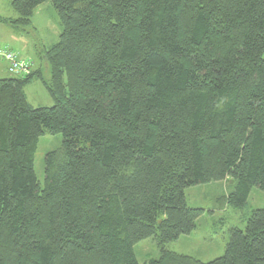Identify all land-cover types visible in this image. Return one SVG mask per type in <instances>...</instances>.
Instances as JSON below:
<instances>
[{
	"label": "trees",
	"instance_id": "trees-1",
	"mask_svg": "<svg viewBox=\"0 0 264 264\" xmlns=\"http://www.w3.org/2000/svg\"><path fill=\"white\" fill-rule=\"evenodd\" d=\"M52 2L50 77L0 78V264H264V206L204 262L166 248L196 229L185 189L264 191V0H12L16 28ZM1 49V48H0ZM5 50V49H4ZM9 71V62L4 59ZM39 80L54 100L33 107ZM62 134L35 172L39 138Z\"/></svg>",
	"mask_w": 264,
	"mask_h": 264
},
{
	"label": "rangeland",
	"instance_id": "rangeland-1",
	"mask_svg": "<svg viewBox=\"0 0 264 264\" xmlns=\"http://www.w3.org/2000/svg\"><path fill=\"white\" fill-rule=\"evenodd\" d=\"M12 0H0V17H18L11 5ZM61 27L52 2L39 5L33 14L32 23L25 28H16L0 21V48L13 50L42 65L44 76L50 77V68L44 60V53L59 40ZM4 61L3 59L0 61ZM4 63H6L4 61ZM7 77H15L8 71ZM29 103L33 107L52 106L54 100L39 80H33L25 88ZM62 134H45L39 138L35 157V172L41 185L45 180L44 159L47 153L61 148ZM234 188L230 179L199 184L185 189L187 203L193 208H202L203 214L197 219L196 229L169 242L166 248L179 254L189 255L208 262L222 256L233 228L244 229L254 209L264 206V191L253 187L243 207H233L226 202ZM139 264L160 255L153 237L139 241L135 247Z\"/></svg>",
	"mask_w": 264,
	"mask_h": 264
},
{
	"label": "built area",
	"instance_id": "built-area-1",
	"mask_svg": "<svg viewBox=\"0 0 264 264\" xmlns=\"http://www.w3.org/2000/svg\"><path fill=\"white\" fill-rule=\"evenodd\" d=\"M0 58H4L9 62V72L16 76L25 75L31 72V61L20 59L13 51L0 49Z\"/></svg>",
	"mask_w": 264,
	"mask_h": 264
},
{
	"label": "crops",
	"instance_id": "crops-1",
	"mask_svg": "<svg viewBox=\"0 0 264 264\" xmlns=\"http://www.w3.org/2000/svg\"><path fill=\"white\" fill-rule=\"evenodd\" d=\"M1 18H8V17H0ZM12 18V17H9ZM1 21V20H0ZM42 67V65H38V63L34 62V68H39ZM8 73L7 71V64L4 63V61L0 62V78L7 77L6 74Z\"/></svg>",
	"mask_w": 264,
	"mask_h": 264
}]
</instances>
